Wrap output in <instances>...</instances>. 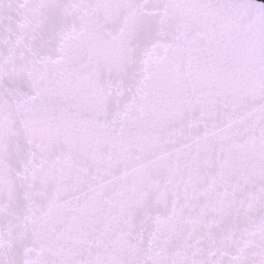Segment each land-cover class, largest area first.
Instances as JSON below:
<instances>
[{
  "label": "snow or ice",
  "instance_id": "6c2138e0",
  "mask_svg": "<svg viewBox=\"0 0 264 264\" xmlns=\"http://www.w3.org/2000/svg\"><path fill=\"white\" fill-rule=\"evenodd\" d=\"M0 264H264V0H0Z\"/></svg>",
  "mask_w": 264,
  "mask_h": 264
}]
</instances>
